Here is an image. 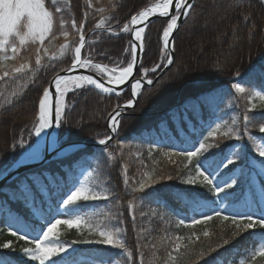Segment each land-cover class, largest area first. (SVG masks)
I'll list each match as a JSON object with an SVG mask.
<instances>
[{"label": "trees", "instance_id": "16d2710c", "mask_svg": "<svg viewBox=\"0 0 264 264\" xmlns=\"http://www.w3.org/2000/svg\"><path fill=\"white\" fill-rule=\"evenodd\" d=\"M156 1L55 0V7L61 11L54 14V39L46 38L42 46L28 43L15 56L9 49L8 59H3L4 53L0 52V167L18 159L34 143L42 91L72 63L73 53L67 49L62 53L59 46L67 42L74 49L79 44L80 32L72 27L73 21L77 25L84 23L82 31L88 34L83 58L91 56L94 63L109 67L126 66L130 56L124 49L129 47L131 37L121 30L131 15ZM45 4L53 10L49 0ZM192 5L174 35V63L153 85L143 86L135 104L122 112L110 144L81 148L62 160L33 168L49 174L46 191L33 189L35 207L31 200L26 203L9 198L10 187L0 188V245L12 242L10 248L0 247V259L10 260L11 264H39L22 251L34 247L30 240L19 239L23 231L18 236L9 231L10 226L16 230L13 218L18 216L31 225V230H39L41 225L46 228L54 219L79 218V226L59 224L54 229V237L71 247L52 258L61 264L82 257L94 264H264V257L255 255L264 243V229H245L237 235L231 219L233 214L259 216L264 209L256 206L261 181L250 175L251 162L256 160L254 151L264 145V134L259 132L264 125V100L256 95L264 90V0H194ZM101 21L104 27L96 29ZM167 21L156 19L146 27L141 59L144 68H152L162 59V29ZM201 23L213 27L203 30ZM109 27L119 35H111L106 31ZM63 31L69 33L67 40ZM203 34H207V39L197 45L196 38ZM37 55L40 64L36 63ZM161 69L144 78L154 80ZM5 72L9 73L7 77ZM142 72L138 69L135 78H141ZM237 83L244 92L235 90ZM208 94L213 97L210 102L205 99ZM128 100V90L107 95L82 85L69 91L58 126L60 144L90 143L108 137L110 113ZM185 104L190 108L187 113ZM176 112L180 119L174 121L171 114ZM213 130L215 136H208ZM172 138L178 141L175 147ZM199 142L219 144L214 155L199 159L209 175L216 173L214 162L226 158L231 150L242 148L244 158L239 166L229 165L214 181L219 186L237 171L239 183L229 190L231 195L226 199L217 198L212 186L186 182L189 177L197 181H202V177L196 176L194 165L180 152L194 150ZM239 168L243 169L242 174ZM142 182L150 187L141 191ZM79 184L89 195L97 194L101 199L77 201L68 207L67 218H59L53 211L57 201L61 196L66 198L63 194ZM174 190L186 193L188 200L176 199ZM196 200L200 203L193 202ZM200 204L206 207L201 208ZM37 209L42 215H34ZM212 209L222 214L215 216ZM202 210L212 219L191 224V218L200 219ZM50 212L51 221L47 219ZM117 220L120 231L116 234L124 248L94 243L103 239L102 230L113 231ZM177 238L181 244L178 252L173 251Z\"/></svg>", "mask_w": 264, "mask_h": 264}, {"label": "snow or ice", "instance_id": "6c2138e0", "mask_svg": "<svg viewBox=\"0 0 264 264\" xmlns=\"http://www.w3.org/2000/svg\"><path fill=\"white\" fill-rule=\"evenodd\" d=\"M49 3L52 5V11L46 7L45 0H0V52L4 53L3 59H8V51L10 49L13 56L18 54L20 47L27 45L28 43L43 45L46 38L51 40L56 36V30L53 27L54 14L59 13L61 9L55 7V0H49ZM174 7L175 14L170 15V8ZM193 5L189 0H160V2L153 4L151 6L144 7L142 10H138L135 14L131 15L130 20L122 28V33H127L132 36V40L129 42V47L124 49L125 54L130 56V59L127 60L126 66H117L109 67L107 64L103 63H94L91 56L88 58L82 57V50L86 48V37L82 31L85 28L84 23L76 24L75 21L72 23V27L76 29L77 32H80L79 35V44L72 49L69 43L61 44L60 51L63 53L66 49L71 51L72 54V63L71 68L68 69V72L80 69H90L94 70V74H85V75H56L52 81L53 91L56 96V103L54 109V118L55 125L58 127L61 124V98L64 96L67 91L66 83L71 79L76 83L77 88L79 89L83 84L88 86H94L96 89L100 90L102 93L113 94L116 93V89L112 85H123L126 81L130 84V92L135 97L142 89V81L144 76L151 72L156 73L162 67L171 65L174 63V44L175 39L173 35V30L177 28L178 18L183 15L187 16L188 10L191 9ZM97 11L103 12V9H98ZM160 17H169L166 26L162 29V59L159 63H156L152 68H144L143 62L141 61V54L145 51V38H146V27L150 23L149 18L153 16ZM104 27V21H101L96 24V29H101ZM111 35H119L118 33L112 32V29L106 28ZM63 37L67 40L69 33L67 31L62 32ZM7 46V47H6ZM44 52H47V48H43ZM40 56L37 55L36 63L40 64ZM134 67L143 69L141 73V79H136L133 75ZM17 72L20 71L19 68L16 69ZM8 72L4 73V76H8ZM134 82H131V80ZM105 80L109 86H105ZM153 80L147 79L146 85L151 86ZM234 88L237 92H244L245 89L241 84L237 83L234 85ZM52 95V92L48 88L43 89L42 98L39 99V117L38 124L35 126V135L40 138L35 141L33 144L29 145L20 158L12 160L6 166L0 167V185L10 187L12 193L10 194L11 199H21L24 202H29L35 207V200L32 198L33 189H42L47 190L48 185L45 184V181L48 179V173L44 171H34L33 167L42 162L46 155L45 153L54 154L57 160H62L65 153L68 149L60 150V141L55 136V134H49L45 132L46 129L52 127V120L50 119L49 111V98ZM256 95L259 96L261 100H264V90L256 92ZM205 99L209 102L213 97L211 94L205 96ZM133 104L132 100L127 101V105L131 106ZM184 111L187 113L190 111L189 105L185 104ZM256 105L252 104V109H255ZM121 112L119 106L115 110L114 114L110 116V129L113 133L118 131V123ZM173 120L180 119L178 112L171 114ZM247 120V117L244 118ZM259 132L264 134V125L260 126ZM43 134V135H42ZM224 135H228L225 133ZM208 136L214 137L215 131L208 133ZM111 140V137H106L105 139L99 140V144L106 145ZM178 141L176 138H172V146L175 147V144ZM187 142V141H186ZM20 147H24V143L21 142ZM70 147H76L72 145ZM219 148V144L216 145L206 144L204 142H199L198 147H194V150H183L180 152V155L184 157L189 164L194 165L196 176L202 177V181H197L194 177H189L186 181L188 184H197L203 183L206 186L214 187L217 198L226 199L231 195L229 190L233 189L238 183L237 176L233 175L229 178L227 182L222 183L217 186L214 181L217 179V176L224 169H228L229 165L239 166L240 162L244 157L242 154V148L239 151H230L226 158L219 162H214L216 167V173L214 175H209L208 172L201 168L199 164L200 157L204 156L205 159L214 155L213 150ZM255 158L259 161L261 167L257 170L256 176L261 181L260 184V193L259 201L256 203L257 208L264 207V145L259 146L255 151ZM207 154V156H205ZM254 167V166H253ZM26 169L25 171H21ZM236 170L233 168L232 171ZM240 173H243V169L239 168ZM163 179V177H162ZM171 179V177H168ZM125 184L128 183L127 180L124 181ZM155 183V181H152ZM254 183V182H253ZM150 185L147 182H142L139 184V188L143 191L146 188H149ZM225 193L223 197L220 195ZM173 196L181 201H187L188 195L180 190H174ZM63 195H66V198H61L57 201V207L54 211L56 215L63 214L67 211L69 206L76 205L77 201H90L98 200L101 197L97 194L89 195V192L84 187H77L75 190L70 191V194L65 192ZM55 199V198H54ZM107 199V197H104ZM199 204V201H193ZM200 207H206V205L200 204ZM212 214L215 216H220L221 211L212 209ZM35 216L42 215L41 211L37 209L34 213ZM52 212H50L49 217L47 218L51 221ZM200 219L191 218V224H199L203 221H208L212 219V215L204 214L203 212L199 213ZM228 219V216L224 217ZM232 222L236 225L237 235L245 229H264V217L258 216L255 214H233ZM242 221H247L246 223H241ZM13 222L17 225L16 230L12 231L11 226L9 231H11L12 236H18L21 231L22 235H19V239L29 241L34 245V247H25L22 249L23 253L30 257V261H38L39 264H53L52 258L57 256L60 253H65L66 248L70 245L60 246L49 243V239L54 235V229L56 225L66 224L69 227L73 225L79 226V218L76 220L66 219H54V222H48L47 227L44 228L43 225L40 226L39 230H31V225L27 224L20 217H14ZM135 218L133 217V223ZM119 221H115V226L113 231H104L100 232V235L103 239L95 241L101 245L108 247H118L120 249L124 248V243L119 239L117 232L120 231ZM181 223H184L182 220ZM42 232V235L40 234ZM207 235V233H205ZM88 243H93L88 241ZM225 244L228 243L227 240L224 241ZM12 242L8 241L0 245L5 249L11 247ZM181 249L180 238H177L175 241V247L173 251H179ZM131 255V254H129ZM255 255L264 257V247L260 248ZM255 255L253 258H255ZM175 259V258H173ZM0 264H11L10 260L0 259Z\"/></svg>", "mask_w": 264, "mask_h": 264}, {"label": "water", "instance_id": "95a60500", "mask_svg": "<svg viewBox=\"0 0 264 264\" xmlns=\"http://www.w3.org/2000/svg\"><path fill=\"white\" fill-rule=\"evenodd\" d=\"M193 1L194 0H189V2L191 3V4H193ZM158 2H160V0H158L157 2H155L154 4H156V3H158ZM153 5V4H152ZM151 6V5H150ZM189 11H190V9L188 10V13H189ZM172 14H175V12H174V7H172V8H170V15H172ZM187 16H183V15H181L179 18H178V24H177V28L176 29H174L173 30V35H175V33L177 32V30L179 29V27L181 26V24L183 23V21H184V19L186 18ZM160 18H163V19H169L170 18V16L169 17H160V16H153V17H150L149 18V20H150V23L152 22V21H154V20H156V19H160ZM149 24V23H148ZM148 26V25H147ZM131 36V35H130ZM85 37H86V40H87V37H88V34L87 35H85ZM131 40H132V36H131ZM143 54V53H142ZM142 54H141V59H142ZM82 57H83V55H82ZM173 59H174V56H173ZM172 65V64H171ZM171 65H167L166 67H163L162 69H161V71L159 72V74L155 77V79L153 80V84L155 83V81L163 74V73H165L167 70H168V68L171 66ZM71 68V65L67 68V69H65V70H63V71H61V72H59L58 74H56V75H69L70 77L71 76H75V75H85V74H94V72H92V71H90V70H88V69H80V70H74V71H72V72H68L67 70L68 69H70ZM138 69L139 68H137V67H134V73H133V75L134 76H136V73H137V71H138ZM55 75V76H56ZM54 76V77H55ZM54 77L51 79V81H50V83H49V85H48V89L52 92V104H51V110H50V119L52 120V125L53 126H55V118H54V109H55V103H56V96H55V93H54V91H53V85H52V81L54 80ZM130 80H131V78H129ZM136 79H141V78H136ZM146 78H144L143 79V81H142V87L143 86H145V87H148L147 85H146ZM131 82H134V80H131ZM152 84V85H153ZM105 86H109L108 84H107V82H106V80H105ZM90 87H93V86H90ZM112 87H114L115 89H116V93H113V94H108V95H115V94H119V93H122V92H124L126 89H128V92H129V94H130V96H131V100L133 101V104L131 105V106H128L127 105V102L126 103H123V104H121L120 106H119V110H120V112H121V115H122V112L123 111H125V110H127V109H129V108H131L134 104H135V102H136V98H137V96H138V94H139V92L141 91H138V93H137V95L134 97L132 94H131V92H130V84H129V82L128 81H126L125 82V84H123V85H112ZM99 91V90H98ZM100 92V91H99ZM102 93V92H101ZM104 94H107V93H104ZM42 98V97H41ZM117 109V108H116ZM115 109V110H116ZM115 110L114 111H112L111 113H110V115H109V117H108V119H107V129H108V132H109V136L108 137H111V140L106 144V145H108V144H110L111 143V141L113 140V138L116 136V134H117V132L116 133H113L112 131H111V129H110V126H109V122H110V116H112L113 114H114V112H115ZM121 117V116H120ZM120 117H119V120H120ZM119 124V123H118ZM52 126V127H53ZM72 145H75L76 147H70V146H72ZM100 146H105V145H101V144H99V141H96V142H90V143H82V142H76V143H65V144H62V145H60V150H63V149H68V151H67V153H65V154H69V153H72V152H74V151H76V150H78V149H81V148H93V147H100ZM45 155H46V158L42 161V162H39V163H37L33 168H35V167H38V166H41V165H44V164H46V163H48V162H50V161H52V160H54V158H55V156H54V154H49V153H45ZM26 169H22L21 171H25ZM3 185H0V188L2 187Z\"/></svg>", "mask_w": 264, "mask_h": 264}, {"label": "rangeland", "instance_id": "374dc122", "mask_svg": "<svg viewBox=\"0 0 264 264\" xmlns=\"http://www.w3.org/2000/svg\"><path fill=\"white\" fill-rule=\"evenodd\" d=\"M210 17H208V19H209ZM207 19V17H205V20H208ZM204 24L203 23H201V29H203V30H206V29H210V28H212V27H208L207 25H205L204 27ZM206 36H207V34H203V35H201L199 38H196L197 40L195 41V43H197V45L199 44V41H204L205 39H207L206 38ZM184 39V38H183ZM185 39H187V37H185ZM192 39H195V38H192ZM201 39V40H200ZM162 41V40H161ZM187 41H189V40H187ZM207 43H209V41L207 42ZM88 70H90V69H88ZM90 71H92V72H94V70H90ZM164 74V73H163ZM162 74V75H163ZM83 85H85V84H83ZM77 86H76V83L74 82V81H70L69 83H67L66 84V88H67V91L65 92V94H64V96L61 98V115H62V113H63V111H64V107H65V95H66V93L67 92H69V91H71L73 88H76ZM115 110V109H114ZM113 110V111H114ZM38 118V117H37ZM38 124V123H37ZM61 145V144H60ZM66 155V154H65ZM64 155V156H65ZM54 160H56V158H54ZM254 166V167H253ZM251 167L253 168V171H251V173H250V175L252 176V178H254L255 179V177H256V172H257V170L261 167V165H260V163H259V161L256 159V160H253L252 162H251ZM204 170H206L205 168H204ZM207 171V170H206ZM208 172V171H207ZM208 174H209V172H208ZM237 174V171H236V173H234V174H232V175H230L229 177H227V178H225L224 179V181L226 180V179H228V178H230L231 176H233V175H235V176H237L236 175ZM77 187H83L82 186V184H79V185H77L75 188H77ZM75 188H73L71 191H73V190H75ZM68 194H70V192L68 193ZM204 210H202L201 212H203ZM249 211V210H248ZM67 216H68V214H67V212H64L63 214H59L58 215V217L59 218H62V219H65V218H67ZM259 216H262V217H264V209H263V213H262V215H259ZM41 235H42V233H40ZM49 243H51V244H54V245H62V246H65V244H63V243H61L58 239H56L55 237H54V235L53 236H51L50 237V239H49ZM262 247H264V243H263V245L261 246V248ZM71 249V247H67L66 248V251L67 250H70ZM46 264H47V262H46ZM53 264H61V263H59V262H55V261H53ZM63 264H94V262L91 260V259H89V258H85V257H82V258H79L77 261H75V262H72V263H67L66 261L63 263Z\"/></svg>", "mask_w": 264, "mask_h": 264}, {"label": "bare ground", "instance_id": "6f19581e", "mask_svg": "<svg viewBox=\"0 0 264 264\" xmlns=\"http://www.w3.org/2000/svg\"><path fill=\"white\" fill-rule=\"evenodd\" d=\"M70 81H72L71 79H69V81L67 83H69ZM66 83V84H67ZM54 87V86H53ZM94 87V86H93ZM107 87V86H106ZM95 88V87H94ZM98 90V89H97ZM100 91V90H99ZM51 92V91H50ZM51 104H52V95H50V98H49V111L51 110ZM38 117H39V106H38ZM39 122V121H38ZM109 125H110V122H109ZM45 132L49 133L50 135L51 134H55V136L58 138L59 140V134H58V127L55 125L53 127H50L49 129H46ZM34 134H35V131H34ZM43 135V134H42ZM38 138L36 135H35V141H37ZM60 141V140H59Z\"/></svg>", "mask_w": 264, "mask_h": 264}]
</instances>
